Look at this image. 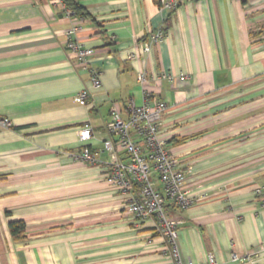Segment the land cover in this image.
Returning <instances> with one entry per match:
<instances>
[{
  "label": "crops",
  "instance_id": "0c3cea01",
  "mask_svg": "<svg viewBox=\"0 0 264 264\" xmlns=\"http://www.w3.org/2000/svg\"><path fill=\"white\" fill-rule=\"evenodd\" d=\"M61 1L0 0V121L10 124L0 126V264H172L154 222L126 212L105 168L73 158L101 150L114 113L125 120L146 99L166 104L160 134L195 200L166 211L182 260L264 264L254 195L264 189V0H193L172 12L156 0H73L84 16ZM73 27L93 50L98 90L66 48ZM158 29L164 40L141 53ZM82 89L88 106L75 102Z\"/></svg>",
  "mask_w": 264,
  "mask_h": 264
},
{
  "label": "built area",
  "instance_id": "2783aa9c",
  "mask_svg": "<svg viewBox=\"0 0 264 264\" xmlns=\"http://www.w3.org/2000/svg\"><path fill=\"white\" fill-rule=\"evenodd\" d=\"M55 1L61 5V0ZM156 1L160 10L172 12L193 0ZM77 30V27H73L66 31V48L78 67L89 75L92 89L98 90L102 87L100 73L90 66L93 50L76 41L74 34ZM165 35L162 29L150 33L140 44L141 53H149L153 45L164 40ZM162 78L168 82L174 80L170 75H163ZM137 80L139 83L145 82V72L139 71ZM75 102L88 106L89 90L82 89L76 95ZM165 111L166 104L162 101L146 99L141 106L130 104L125 120L114 113L113 120L105 125L109 139L103 142L101 150L93 151L84 147L73 158L82 164H101L105 168V181L128 197L126 212L138 221L154 222L158 237L166 244V253L172 264H195L182 260L178 249L177 223L169 219L166 213V204L185 211L194 206L195 200L184 189L185 172L179 168L178 160L169 153L166 141L160 134ZM0 126L9 128L10 124L8 120H1ZM92 136L93 129L89 124H84L79 130L80 142L86 144ZM102 154L108 156L107 161L100 160ZM120 155H124L125 161ZM254 195L261 199V209L264 210V189H255ZM231 260L237 262L242 259L232 254ZM207 264H216L213 256H208Z\"/></svg>",
  "mask_w": 264,
  "mask_h": 264
},
{
  "label": "trees",
  "instance_id": "16d2710c",
  "mask_svg": "<svg viewBox=\"0 0 264 264\" xmlns=\"http://www.w3.org/2000/svg\"><path fill=\"white\" fill-rule=\"evenodd\" d=\"M70 12L73 15H79V16H84V10L78 6L73 0H65ZM244 2V0H242ZM157 3V1H156ZM169 207H172V209H176V207H174L172 204H166V211L167 209H169ZM9 229L12 233V235L16 236V237H21L22 236V231L24 229V224L22 222H18V221H14V222H10L9 223Z\"/></svg>",
  "mask_w": 264,
  "mask_h": 264
}]
</instances>
